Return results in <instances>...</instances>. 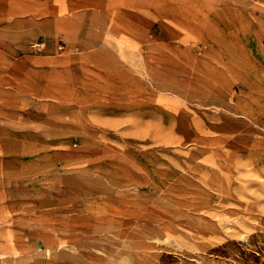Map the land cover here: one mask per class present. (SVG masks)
Instances as JSON below:
<instances>
[{
	"label": "rangeland",
	"instance_id": "1",
	"mask_svg": "<svg viewBox=\"0 0 264 264\" xmlns=\"http://www.w3.org/2000/svg\"><path fill=\"white\" fill-rule=\"evenodd\" d=\"M0 264H264V0H0Z\"/></svg>",
	"mask_w": 264,
	"mask_h": 264
}]
</instances>
